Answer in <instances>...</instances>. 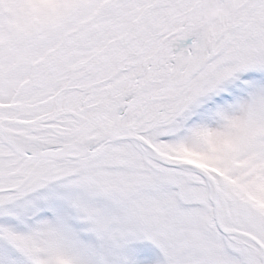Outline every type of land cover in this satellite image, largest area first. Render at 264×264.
<instances>
[{
  "label": "snow or ice",
  "instance_id": "obj_1",
  "mask_svg": "<svg viewBox=\"0 0 264 264\" xmlns=\"http://www.w3.org/2000/svg\"><path fill=\"white\" fill-rule=\"evenodd\" d=\"M0 264H264V0H0Z\"/></svg>",
  "mask_w": 264,
  "mask_h": 264
}]
</instances>
